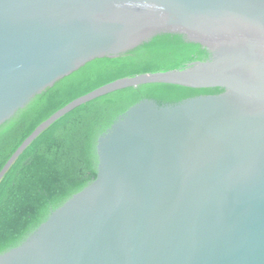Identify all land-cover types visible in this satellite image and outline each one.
<instances>
[{
    "label": "water",
    "instance_id": "95a60500",
    "mask_svg": "<svg viewBox=\"0 0 264 264\" xmlns=\"http://www.w3.org/2000/svg\"><path fill=\"white\" fill-rule=\"evenodd\" d=\"M163 35L210 56L72 101L0 182L46 129L97 98L150 84L223 91L130 107L97 139L96 178L0 264H264V0H0V126L88 62Z\"/></svg>",
    "mask_w": 264,
    "mask_h": 264
},
{
    "label": "trees",
    "instance_id": "16d2710c",
    "mask_svg": "<svg viewBox=\"0 0 264 264\" xmlns=\"http://www.w3.org/2000/svg\"><path fill=\"white\" fill-rule=\"evenodd\" d=\"M209 56L199 44L163 35L124 56L88 62L0 126V172L44 121L79 97L122 78L178 69ZM222 91L143 85L97 98L57 120L23 152L0 182V254L20 244L51 211L96 178L97 139L130 107L145 99L175 104Z\"/></svg>",
    "mask_w": 264,
    "mask_h": 264
}]
</instances>
